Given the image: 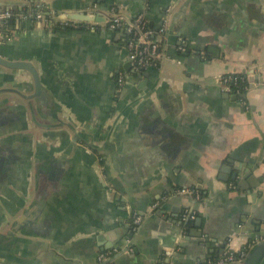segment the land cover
Segmentation results:
<instances>
[{
    "label": "crops",
    "instance_id": "obj_1",
    "mask_svg": "<svg viewBox=\"0 0 264 264\" xmlns=\"http://www.w3.org/2000/svg\"><path fill=\"white\" fill-rule=\"evenodd\" d=\"M0 2L94 22L144 13L163 55L134 71L121 30L31 16L0 29V52L42 83L32 96L29 72L0 66V88L27 96L0 94V264H198L261 237L264 0ZM233 72L241 95L220 81Z\"/></svg>",
    "mask_w": 264,
    "mask_h": 264
},
{
    "label": "built area",
    "instance_id": "obj_2",
    "mask_svg": "<svg viewBox=\"0 0 264 264\" xmlns=\"http://www.w3.org/2000/svg\"><path fill=\"white\" fill-rule=\"evenodd\" d=\"M64 14H57L53 17H47L42 8H39L36 12H21L18 16L24 18L34 17L38 20L46 21L48 23L61 24L66 27L72 28H85V29H104L109 28L113 30H121L124 32L125 48L129 52V56L132 62L134 71H142L150 66L158 64L162 59L161 43L156 38L155 30L149 25L148 20L144 13L131 17L121 13L110 12L106 15L105 21H85L77 18H72ZM13 13L11 11H5L2 13L3 18H11ZM241 73H227L220 77V81L223 83L226 89L231 90L237 95L242 93L240 87V80H242ZM125 80V74L119 75V84H123ZM231 187L235 188L234 184ZM180 193H186V189L179 190ZM133 229L135 230L140 226L143 220V216L137 212L131 215ZM263 237L255 238L245 244L238 250H232L226 247L225 250L215 258H211L206 261L207 264H240L246 257L249 249L253 244ZM128 250V249H127ZM114 250L101 252L99 259L105 261L113 257ZM201 264V263H198Z\"/></svg>",
    "mask_w": 264,
    "mask_h": 264
},
{
    "label": "water",
    "instance_id": "obj_3",
    "mask_svg": "<svg viewBox=\"0 0 264 264\" xmlns=\"http://www.w3.org/2000/svg\"><path fill=\"white\" fill-rule=\"evenodd\" d=\"M5 11H8L7 6L0 2V29L9 23V20L7 18L2 17V13ZM66 15L68 16V14H66ZM82 17L91 18V17H87L86 14H82L81 18ZM126 51H127V49H126ZM128 54H129V52H128ZM0 66L9 68V69H12L15 71H27V72H29L31 74V76L33 77V81H34L35 88H36L35 94H33L32 96L36 95L37 92L41 89L42 83H41V77H40L39 71L31 61L22 60V59H12L10 57L4 56L0 52ZM124 72H126V70ZM5 92L15 93V94L17 93L19 95L22 94L21 91L17 88H6V87L0 88V94L5 93ZM22 95L27 97L25 94H22ZM232 179L233 180L237 179L236 172H232ZM192 221L193 220L188 217L187 219H185V220L182 219L179 222L182 225H189ZM201 221L202 220L200 218L197 219L196 221H194V225L199 226V224H201ZM261 236L263 238L253 244V246L249 249L246 257L244 258V260H242L240 262V264H262L263 263V261H264V233ZM254 239H251V240H254ZM223 251L224 250H222V252ZM168 261H169V258L166 260V262L168 263Z\"/></svg>",
    "mask_w": 264,
    "mask_h": 264
},
{
    "label": "trees",
    "instance_id": "obj_4",
    "mask_svg": "<svg viewBox=\"0 0 264 264\" xmlns=\"http://www.w3.org/2000/svg\"><path fill=\"white\" fill-rule=\"evenodd\" d=\"M12 13H13V16L11 17V18H9V23H14L15 22V20H16V17H18V14H19V11H18V9H14V10H10ZM242 77H243V79L242 80H240V87H241V91H242V93H244L245 92V90H246V88H247V86H248V82H247V79H246V76L244 75V74H242ZM241 93V94H242ZM240 94V95H241ZM199 197L202 199L203 198V194H202V192H199ZM217 256H219V254L217 255ZM217 256H213L212 258H215V257H217ZM201 264H207L206 263V261L205 262H200ZM163 264H168L167 262H165V263H163Z\"/></svg>",
    "mask_w": 264,
    "mask_h": 264
}]
</instances>
